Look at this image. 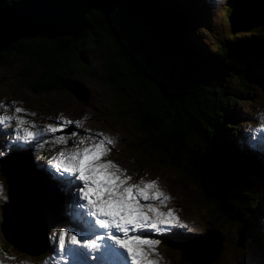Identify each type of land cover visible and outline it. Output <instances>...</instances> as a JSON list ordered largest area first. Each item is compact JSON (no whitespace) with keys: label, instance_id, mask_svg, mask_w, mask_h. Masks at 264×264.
<instances>
[{"label":"trees","instance_id":"16d2710c","mask_svg":"<svg viewBox=\"0 0 264 264\" xmlns=\"http://www.w3.org/2000/svg\"><path fill=\"white\" fill-rule=\"evenodd\" d=\"M195 1L186 5L179 0H119L108 14L90 9L78 36H19L0 49V66L16 63L14 79L25 82L31 92L82 96L81 76L96 73L84 54L104 45L97 47L102 56L100 80L116 94L115 112L131 118V129L141 138L125 148L132 166L173 169L195 186L205 204L200 233L177 229L164 239L187 248L191 234L202 236L212 228L226 237L223 247L227 249L242 242L263 252V222L257 214L261 209L264 220V165L229 130L236 127L232 115L236 116L237 103L252 93L264 97V27H259L264 17L242 32L232 30L231 19L224 14L223 34L208 49L184 32L194 29L188 7ZM228 9L227 4L222 13ZM251 110L244 114L245 121ZM27 159L40 169L41 164ZM219 243L209 260L199 254L201 260L185 256L183 251L180 260L220 264L224 256ZM2 244L14 252L13 245L5 240ZM45 248L35 254L40 256Z\"/></svg>","mask_w":264,"mask_h":264},{"label":"rangeland","instance_id":"374dc122","mask_svg":"<svg viewBox=\"0 0 264 264\" xmlns=\"http://www.w3.org/2000/svg\"><path fill=\"white\" fill-rule=\"evenodd\" d=\"M248 1L249 0H239V5L237 7L236 0H196L194 4L191 2V6L188 7V12L192 18L191 22L194 29L189 32L187 31V28H185L184 32H188L191 38L196 39L197 41L200 40L204 46L208 49H212L213 46L216 45V38L223 34L222 30L227 22V19L223 17L224 14L229 15V17L231 15L233 16L234 23L232 24L231 29L243 30L242 32L247 31L248 28H253L264 17V11L258 16L256 14V9L258 7V4H256L257 1L251 5ZM179 2L187 5L188 0H179ZM227 4L230 5V9L222 13L223 8L226 7ZM240 18L245 24L238 23ZM259 27H264V21ZM97 47L101 48L104 47V45L101 44ZM97 47L93 46L84 54L85 56L87 55V58L91 65H93L92 67L96 73L93 76H81L80 82L83 87L82 91L79 92L82 96L66 91L31 92L26 89V86L28 85L25 84V82H19L14 79L15 73L18 70V65L13 63L8 66H0V102L12 105V102L15 101L16 104L14 107L25 108L30 113L35 112V119L43 125L45 123H57L58 121L54 119L61 114L64 118L82 122V127L80 128L75 127V125H70L65 130L67 133L76 131L82 135L85 134L84 131L86 129L98 128L101 131L110 134V137L115 140L114 145L120 143V147H118L114 153L115 158L111 160L120 168L125 169L127 175L132 176L134 168L131 161L128 159L130 153L126 151L125 148H127V144L129 143L141 141V138L137 132H134L131 129L132 119L129 117H122L120 113L115 112V109L118 108L116 94L113 90L110 91L108 87L101 82L99 77L101 69H98V67L102 61V56H100L101 53L97 50ZM257 106L264 108V97L261 96L260 92H257L256 95H253L252 93L246 101H241L235 105L236 116L232 115V119L236 122V127L229 130V133L233 135V138L243 135L239 128L240 126L245 129L247 127L244 114L247 109H253ZM2 113L3 110H0V114ZM4 131L5 129L0 127V150H4L5 146L9 143V141L5 139ZM7 133L10 134L11 129L8 130ZM122 144H124L123 147ZM63 146L64 145L62 144L54 145L55 148ZM15 153L16 152L14 151L13 154ZM9 157L10 159H14L13 155ZM39 160L42 162L47 161V159ZM262 161H264V158L261 159V162ZM21 162H23L28 168L32 167L34 169L31 163H27L24 160ZM12 163L16 164V162ZM262 164L264 165V163H260L259 161V165L263 167ZM5 166L6 164H2L1 169ZM42 175H44L43 172ZM139 177L143 180H158L160 188L172 197L167 207L177 210V214L182 221V226L173 227L168 232H175L177 229L189 233L201 232V228L204 225L203 218L205 204L199 200V196L193 184L180 178L173 169L165 165H146L144 169L137 174L136 179ZM176 177L178 178L176 179ZM0 180V184H2L5 189L4 193L6 194L7 199H9L6 178L3 176L1 170ZM262 183H264V179ZM54 199L55 205L54 203H44L46 209L55 210H52L51 212L41 210V213L45 218L42 226L48 222L51 224L53 221L64 217V214L60 212L70 200L59 203L60 201L57 199L55 192ZM26 207L25 204L23 205L18 202H12V207H9L7 210V216H4L3 220L13 216L14 222L18 221L21 225L32 227V223L37 220V217L33 212H37L33 210L31 211ZM163 210L166 211L167 208ZM38 212H40V209H38ZM260 214L261 209L259 210L257 217L258 221L262 220L263 222L260 226L263 228L262 233L264 235V220L260 217ZM20 216L28 219V222L22 221L25 219L20 218ZM51 225H53V223ZM10 227L16 226L14 223H2L1 231L3 229L6 237L18 247H15L17 250L14 248L12 249L17 255L24 256L23 262L29 261L30 257L35 260H40V256L35 253L45 246L46 237L44 239V235L49 226L45 228L46 230H44L43 233L40 229L35 231L34 234L38 236L36 239L35 236L28 239L21 231H14L10 229ZM225 238L226 237H220L214 230H212V228H207L202 236H195L191 240L194 245H196L195 251L197 253L195 255V251L193 252L194 257L201 260L198 257L199 248L201 249L206 241L212 243L214 248L219 247L218 242H220L222 246H220L219 251L221 252V255L224 256V260L221 261L220 264H264V251L260 252L259 248L250 244H242V242L239 247L227 249L226 247H223L225 246ZM3 240L4 237L1 241ZM161 248L163 253L162 251H158L159 257H153L154 259L159 260V264H185L180 260L181 255L179 254L180 251H183L185 254L187 250L185 245L183 248H180L178 241H164L161 243ZM24 249H26V251ZM33 251L37 252L32 253ZM213 252L209 251L205 254L206 257H208L207 260L213 257H211ZM3 261L8 262L9 264H19L11 259Z\"/></svg>","mask_w":264,"mask_h":264},{"label":"snow or ice","instance_id":"6c2138e0","mask_svg":"<svg viewBox=\"0 0 264 264\" xmlns=\"http://www.w3.org/2000/svg\"><path fill=\"white\" fill-rule=\"evenodd\" d=\"M15 104V101L12 105L0 102L3 110L0 127L11 129L12 136L5 149L0 150V156L7 155L17 141L30 145L38 137L52 134V143L65 148L52 158L50 167L61 178L67 175L76 182L74 205L88 209L87 218L80 216L81 223L51 232L59 259L71 261L84 256L96 264H121L125 259L128 264H159L153 257H159L160 241L144 233L169 231L182 226V221L175 209L167 207L172 197L160 188L158 180L141 179L132 183L125 169L106 159L112 151L110 146L115 144L112 137L86 129L88 135L72 141L69 150V140L80 133L55 134L64 133L70 125L80 128L81 121L66 119L61 114L56 118L57 123L38 128L34 121L27 119L36 113L14 107ZM0 199L7 200L2 184Z\"/></svg>","mask_w":264,"mask_h":264},{"label":"bare ground","instance_id":"6f19581e","mask_svg":"<svg viewBox=\"0 0 264 264\" xmlns=\"http://www.w3.org/2000/svg\"><path fill=\"white\" fill-rule=\"evenodd\" d=\"M6 1V0H5ZM11 1H17V0H11ZM257 1L256 4H258V7L256 9V14L257 16L262 14L264 11V1L262 0H249L248 3L251 5L253 3H255ZM239 0H236V7L239 5L238 4ZM7 4H10V1H6ZM254 6V5H253ZM90 9H98L101 12H104L103 10L96 8V7H89L84 13V23L82 28L74 34V36H78L83 29L85 28V13L90 10ZM106 13V12H105ZM231 19V23H234L233 20V16H230ZM238 23H243L242 19L240 18L238 20ZM57 35H69L67 33H62V34H57ZM57 35H53V36H57ZM51 36V37H53ZM73 36V35H72ZM15 151L14 146L11 148V151L8 152L7 155L5 156H0V170L3 174V176L6 178V182H7V186H8V201L4 204H2V222L0 224V229L2 228V223H6L9 222L10 224L14 223V225L16 227H10V229L14 230V231H21L25 237H27L28 239H30L31 237L35 236V239L38 238V236H36L34 234L35 231H38L39 229L42 231L46 230V227H50L52 226L51 224L54 223L55 221H53L51 224L48 222L46 223L44 226H42V223L45 221L44 216L41 213V210H47L49 212H51L52 210L54 211L55 209H46V207L44 206V203H54L55 205V199H54V188L53 186L50 184V182L46 179L45 175H42V171L40 169H37L34 167V169L32 167H27L23 162H21L22 160H24L27 163H30L29 160L27 159V155H25L26 153L20 154V153H15L13 154ZM14 157V159H10L9 156ZM9 157V158H8ZM24 157V158H22ZM8 158V159H7ZM12 162H16V164L12 163ZM5 165L6 166L4 168L1 169V165ZM58 200L60 201V198H58ZM10 201V202H9ZM12 202H18L20 204H25V206H27L29 208V210H33L36 211L37 213L33 212V214L37 217V220L34 221L32 223V227H27L24 225H21L18 221H13V216L9 217V218H4V216H7V210L9 209V207H12ZM6 204V205H5ZM26 207V208H27ZM38 209H40V212H38ZM3 211H4V215H3ZM22 219H25V217H21ZM24 222H28V219L22 220ZM3 232V229H2ZM4 234V232H3ZM195 237V235H190V240L188 242V247L187 250L185 252V255H191L193 256V252L196 250V245H194V243L191 241L192 238ZM44 239H45V235H44ZM4 240L6 242H8L11 246L13 245L15 246L14 243H12V241H10L6 235L4 234ZM12 246V248H14ZM40 246V245H39ZM205 246V247H204ZM18 248V247H17ZM205 248V250H204ZM217 248H214V246L212 245V243H210L209 241H206L205 244L202 246V248H199V255L205 259H207L208 257H206V253H208L209 251H214L213 254L211 255V257L214 255L215 251ZM17 250V249H16ZM22 250V249H20ZM26 251V249H24ZM23 251V250H22ZM37 251H33L32 253H35ZM210 258V257H209Z\"/></svg>","mask_w":264,"mask_h":264},{"label":"water","instance_id":"95a60500","mask_svg":"<svg viewBox=\"0 0 264 264\" xmlns=\"http://www.w3.org/2000/svg\"><path fill=\"white\" fill-rule=\"evenodd\" d=\"M119 0H0V49L22 35H74L83 26V13L96 7L111 13Z\"/></svg>","mask_w":264,"mask_h":264}]
</instances>
